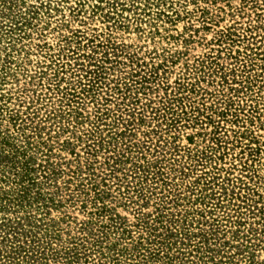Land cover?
<instances>
[{
  "label": "rangeland",
  "instance_id": "374dc122",
  "mask_svg": "<svg viewBox=\"0 0 264 264\" xmlns=\"http://www.w3.org/2000/svg\"><path fill=\"white\" fill-rule=\"evenodd\" d=\"M0 264H264V0H0Z\"/></svg>",
  "mask_w": 264,
  "mask_h": 264
}]
</instances>
